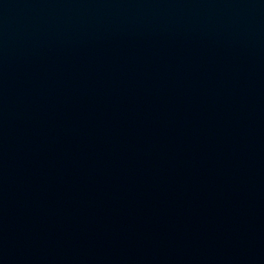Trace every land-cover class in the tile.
<instances>
[{
  "label": "water",
  "instance_id": "1",
  "mask_svg": "<svg viewBox=\"0 0 264 264\" xmlns=\"http://www.w3.org/2000/svg\"><path fill=\"white\" fill-rule=\"evenodd\" d=\"M0 264H264V0H0Z\"/></svg>",
  "mask_w": 264,
  "mask_h": 264
}]
</instances>
